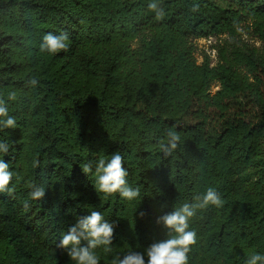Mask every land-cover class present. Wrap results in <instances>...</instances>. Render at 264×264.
<instances>
[{"label":"trees","instance_id":"16d2710c","mask_svg":"<svg viewBox=\"0 0 264 264\" xmlns=\"http://www.w3.org/2000/svg\"><path fill=\"white\" fill-rule=\"evenodd\" d=\"M242 22L259 46L238 38ZM61 32L68 51H39L44 35ZM220 35L215 64L207 55L198 63L193 39ZM0 94L18 124L0 130L11 146L0 159L14 173L12 194L0 193V264H75L58 244L93 210L114 227L113 252L96 250L100 264L144 253L176 235L157 218L208 188L223 205L189 219L196 242L187 264L264 254V0H0ZM245 94L259 120L227 116L209 136L210 111L224 117ZM169 131L180 140L166 156ZM116 152L128 186L140 190L134 200L97 192L82 171ZM31 183L45 188L42 200L29 199Z\"/></svg>","mask_w":264,"mask_h":264},{"label":"clouds","instance_id":"9594fccd","mask_svg":"<svg viewBox=\"0 0 264 264\" xmlns=\"http://www.w3.org/2000/svg\"><path fill=\"white\" fill-rule=\"evenodd\" d=\"M149 9L156 12L157 18L164 16V10L158 8L155 2L149 4ZM199 5H195L192 11H198ZM69 49V34L61 32L60 35L48 33L44 35L43 42L39 46L41 53L54 55ZM29 83L32 86L37 84V80L32 78ZM16 93L9 92L8 100H15ZM18 127L15 116L9 115V108L2 94H0V130L16 129ZM168 145L161 143V151L167 156L177 147L180 140L178 133L169 131ZM10 144L8 141H0V153L7 155L9 153ZM33 166H38V161H33ZM82 171L86 175L95 177V189L99 193L109 196L115 193L129 201L136 199L140 195L139 188L129 187L126 177L128 175L123 166V157L119 152L112 154L109 158L101 156L94 163L89 161L82 165ZM13 171L10 170V164L0 159V193L7 192L12 194L13 189L9 188V184L13 178ZM29 199L40 201L45 196V188L36 186L35 183L29 185ZM197 203H185L179 209L172 211L157 218V223H163L164 226L173 230L175 236L154 242L147 247L144 253L130 250L122 256L116 254L112 256L110 264H187V253L190 246L196 242L195 231L189 229V219L193 217L196 210L204 209L209 205L222 207L223 200L213 188H208L206 193L196 196ZM28 206L25 201V207ZM143 215V213H141ZM114 235V227L100 211H91L90 215L81 217L71 226L67 232L62 234V238L58 244L59 248L65 249L71 261L75 264H100V257L96 250L103 249L105 254L113 252L112 240ZM83 242H86L82 244ZM145 255L147 260L145 259ZM264 264V254L253 252L246 260L245 264Z\"/></svg>","mask_w":264,"mask_h":264},{"label":"rangeland","instance_id":"374dc122","mask_svg":"<svg viewBox=\"0 0 264 264\" xmlns=\"http://www.w3.org/2000/svg\"><path fill=\"white\" fill-rule=\"evenodd\" d=\"M225 35L220 36H208L193 39L194 44V56L197 62H201L205 55L208 56L210 64L216 62V47L223 40ZM238 38L246 41L255 46L260 45V41L251 33L247 28V22H242L238 28ZM218 88L217 83H213L211 86V92H214ZM260 108L251 100V97L247 94L241 96L239 99L229 101L228 115L220 117L215 111H210V117L206 124V132L209 136L214 137L218 135L224 126L225 120L229 117L237 116L243 118L252 124L259 120ZM228 116V117H227ZM191 118L188 117L185 123H190Z\"/></svg>","mask_w":264,"mask_h":264}]
</instances>
